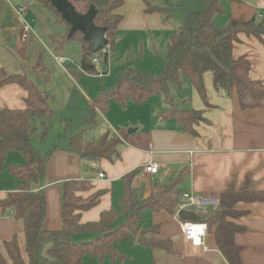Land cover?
<instances>
[{
	"label": "crops",
	"instance_id": "obj_1",
	"mask_svg": "<svg viewBox=\"0 0 264 264\" xmlns=\"http://www.w3.org/2000/svg\"><path fill=\"white\" fill-rule=\"evenodd\" d=\"M160 1L163 2V5L160 4ZM227 1L228 5L226 7L221 2L224 10L222 15L228 13L226 23H222L221 27H225L232 19L264 21V0ZM123 2V7L118 10L123 15V20L118 26L116 45L120 36L158 29L176 31L182 26L179 24L177 28H174L170 25L176 11L167 0H123ZM148 4L154 7H172L175 12L172 13L168 21H165V16L161 13L148 14L145 12ZM30 6H32V10L26 7L25 12H27L26 15L32 23L35 24V19H44V23L41 25L42 30H38V35L42 40L49 38V41L46 40L49 43L48 50L52 53L60 51L63 55H68L66 48L69 41L61 50L57 49L51 42L53 36L60 38L66 35L70 29L68 25L62 23L53 11L43 6L38 0L37 4L31 3ZM199 6L197 4L195 8L199 10ZM18 8L14 7L10 10L14 18L13 24L8 21L7 26H5L0 21L2 26L0 44L14 59L16 66L11 70H7L1 64L0 67L4 68L8 74L25 72L34 83L35 79L31 77L29 70L35 71L36 60L40 52L43 54V50L38 48V53L33 55L36 48L34 45L37 46V44H34L33 33L35 35L37 32L33 29V24L31 26L30 23H27L28 19L24 15L22 17L17 15L16 10ZM34 16L36 18H33ZM24 24L29 25L31 29L27 42L21 41ZM239 37L241 42L234 44V57L239 58L246 55L251 63V79L264 82V44L257 38L248 37L245 34ZM53 56L68 77V80L62 81L64 89L60 93L63 98L66 97L69 103L77 99L78 102L88 108V111L87 113L84 111V114H74L72 108L67 115H56L59 121H56L53 127L54 131L55 128L57 129L56 132L60 131L61 126L57 125V122L62 127L63 124L70 123L71 127L64 135L59 134L57 136L59 137L58 148L48 160L45 178L40 186H33L34 190L45 192L47 215L44 228L50 231H58L63 226L61 205L63 188L67 181L72 179H90L92 181L93 188L90 191L77 193L83 199L97 192H103L97 206L81 214V224L87 225L98 223L101 220L102 212L119 209L118 202L123 197L125 190L124 179L127 175H130V172L138 170L139 173L134 177L132 186L137 190L141 200H145L154 192V189H152L153 184L157 185L155 191H159L162 187H172L183 194L182 201L174 214L170 215L164 211L160 213L149 211L153 216L162 215L156 217L158 222L153 226H159L160 239L170 240L173 251L169 252L165 249L143 246L138 242L139 235L132 236V239L126 241H132L130 243L132 249L130 250L140 255L141 261L138 263L230 264L216 246L215 236L212 234H208L206 237L205 246L207 250L205 252H188L184 240L180 238L179 221L175 215L182 202H184V195L186 194L217 200L218 204L215 206L208 205L201 209H190L197 215L196 212L205 213L208 210L217 209L221 203V194L229 189L264 192V108L242 110L236 91L231 94V97L218 92L214 87L211 73L204 75L206 95L211 105V107H207L203 99H200L196 89L186 78V83L181 79L183 85L178 86L181 89L185 88L188 93L187 96L179 94L176 97L173 95L176 103L179 107L203 111L207 120L195 126L198 134L193 136L185 133L176 119L162 117L161 112L169 109L162 94L147 99L143 102V104L147 103L143 108H141L143 104L137 106L133 103H128L126 107H123L113 99L108 110L102 112L100 106L95 102L101 92L98 90L100 93H98L97 98H94L95 95L90 97L88 90L84 88L88 86H81V81L76 82L75 80L76 78L80 79L78 71L82 58L80 57L79 64L74 68L73 66L76 63L71 60L62 63L57 58H63L65 61V57L57 54H53ZM31 57L35 59L33 63H31ZM108 61L104 63L108 64ZM53 71H55V68H53ZM55 72L61 75L59 70ZM46 82L51 84L53 79ZM52 86L53 84L50 85V87ZM44 92L47 94L46 91ZM47 96L55 112L57 108L48 94ZM26 97V90L17 84L0 87V110L25 109L26 103L24 101ZM87 115L94 116L95 122L92 123L93 125L86 124L85 117ZM54 119L55 117L51 125ZM106 132H110L113 136L116 135L122 140L119 146L120 156L118 158L114 160L82 158L79 154L70 150L71 136L81 135L84 141L94 142L99 140ZM49 134L41 141L34 139L32 142L33 147L42 154L49 153L56 144L55 142L51 149L47 147L51 144L50 142H54L49 138ZM13 153L15 151H11L6 155L5 161H8V165H25L23 155L20 152L18 153L21 156ZM150 162H160L162 164L158 173H144L145 166ZM100 173H103L105 177L100 178ZM1 174L2 172H0V200L4 199L8 193H12L8 191H16L19 188V181L15 177L18 182L17 186L14 185V182L9 183L8 181L7 185L3 183L1 178H4V175ZM5 179L7 180V178ZM234 209L240 212V216L235 219L229 218L228 221L239 225L243 229L235 236V242L241 248L240 257L243 264H264V202H238ZM180 221L185 222L181 218ZM142 223L139 232L152 227H145ZM23 234L24 224L14 218L13 211H0V242L11 240L14 235L20 236L21 241H24ZM97 236L98 234L95 233H77L74 237L83 240L78 242H88L94 240ZM119 244L121 245V242ZM119 244H117V249ZM123 251L131 255L129 249L123 248ZM124 256L125 259L119 261H126L129 257ZM103 260L100 261L103 262Z\"/></svg>",
	"mask_w": 264,
	"mask_h": 264
},
{
	"label": "trees",
	"instance_id": "obj_2",
	"mask_svg": "<svg viewBox=\"0 0 264 264\" xmlns=\"http://www.w3.org/2000/svg\"><path fill=\"white\" fill-rule=\"evenodd\" d=\"M38 1L53 11L62 23L71 27L51 3L46 0ZM68 1L80 14H87L90 8L94 7L97 13L95 25L108 29V51L114 50L118 26L123 20V15L118 12L123 7V0ZM239 1L241 0H230ZM200 2L202 8L198 12L190 13L185 24L171 34L163 71L157 76L134 69L122 73L115 87L102 91L95 100L102 112L108 110L113 99L123 107L128 103L140 106L147 99L162 94L169 108L161 112L162 117L176 119L185 133L196 136L198 133L195 126L207 121L204 113L193 108L179 107L171 93L170 84L182 86L181 76H184L206 106L211 107L204 84L206 73L213 75V84L218 92L231 97L236 91L242 110L264 108V82L251 79V63L246 55L235 58L233 54L234 44L241 42L240 35L257 38L264 44V21L232 19L227 26L218 27L215 25L214 17L224 13L221 0ZM145 12L161 13L165 16V21H168L175 11L172 7H154L148 4ZM1 28L0 25V31ZM70 30L71 28L60 38L53 36L52 44L61 50L68 41L78 40L82 44V59L79 64L81 71L97 76V68L92 63L93 55L83 33L76 32L70 37ZM108 58L106 55L104 62H107ZM34 70L46 81H50L51 73L43 59H38ZM10 84H17L26 90L27 97L24 101L26 107L22 110H0V170L3 169L6 155L11 151L20 152L26 163L23 166L15 164L8 166V173L19 181V188L0 200V211H13L14 218L24 224V241L17 235L11 240L1 241L0 264H84V258L88 255L101 261L108 257L115 264L118 260L125 259L117 249V244L138 235V242L141 245L172 252L171 241L160 239L159 226H152L139 232L140 224L146 219V211L174 214L183 194L172 187H162L155 191L157 185L153 184L154 192L145 200H141L137 190L132 186L138 170L130 172L124 179L125 190L118 202L119 209L104 211L98 223L87 225L81 224V214L97 206L103 192L83 199L77 193L90 191L93 188L92 181L90 179L67 181L64 184L61 205L63 226L58 231L44 228L47 215L45 192L34 190L33 186L42 184L48 160L58 148V143L49 153L42 154L33 147L32 142L34 139L41 141L48 135L55 114L47 94L37 88L25 72L8 74L0 67V87ZM85 122L92 124L95 122L94 116L87 115ZM121 142L120 137L106 132L94 142L84 141L81 135L71 136L69 146L71 151L82 158L114 160L120 156ZM220 202L217 209L205 213L196 212L197 216L199 221L207 223L208 233L215 236L216 246L226 260L230 264H243L240 257L241 248L235 242L236 234L243 229L228 219L240 216V212L234 209L238 202H264V192L229 189L221 194ZM77 233H95L98 236L88 242H78L74 240Z\"/></svg>",
	"mask_w": 264,
	"mask_h": 264
},
{
	"label": "rangeland",
	"instance_id": "obj_3",
	"mask_svg": "<svg viewBox=\"0 0 264 264\" xmlns=\"http://www.w3.org/2000/svg\"><path fill=\"white\" fill-rule=\"evenodd\" d=\"M168 3L175 9L176 13L173 15L172 20L170 22L171 26H174V28H177L179 24L182 26L185 24V22L188 19V16L192 12H198L201 8V2L200 0H167ZM221 2L224 4L226 7L228 5L227 0H221ZM31 3H36L37 0H0V21L3 25L7 26L8 21L13 24L14 23V18L12 16V13H10V10H12L14 7L18 8L19 7H27V9L32 10ZM160 4L163 5V2L160 1ZM199 6V10H197L196 5ZM34 5V4H33ZM27 12H24L22 15L26 19H28V16L26 15ZM37 17V15H36ZM35 16L33 18H36ZM228 18V13H225L224 15L222 14H217L214 17L215 20V25L218 27L222 26V23H226V19ZM224 20V22H223ZM27 23H30L31 26L33 24V29L37 32V34L33 33V37L35 38L34 44H37V46L34 45L35 48V53L33 55H36L38 53V48H41L43 50V54L40 52L39 57L43 59L44 64L46 68L52 73V78L53 82L51 84H48L50 82H46L44 77L40 74H37L33 70H29L31 77L35 79L34 84L37 86V88H40L43 91H46L49 97L51 98L52 103L55 104L57 110L54 112V121L52 125L50 126V131H49V138H51L50 142L47 147L51 149L52 145L59 142V134L64 135L67 130H70V123L63 124V127L59 122H57V125H60V131L61 133L56 132L53 129V127L56 124V121H59L56 115L58 116H63L67 115L71 112V109L73 108L74 114H84L87 113L88 108L85 107V105L81 104L78 102V100H72V103H69L67 98L62 96L60 92H62L63 85L62 81L68 80V77L64 72L62 71V68L60 65L55 61L53 58V54H57L61 57H65L66 60H71L73 63H76L73 67L76 68L77 64L80 62V57H81V49H82V44L78 40H73L69 41L68 46L66 48L67 54L68 55H63L60 53V51H57L55 53H52L49 51V41L48 37L45 38V40H42L40 36L38 35V30L41 29V25L44 23L43 18H39V20L35 19V24L32 23L30 19L27 20ZM38 24V28H37ZM228 24H226L227 26ZM224 27V26H223ZM175 32L172 29H158L156 31H146V32H141V33H133L130 35L126 36H120L118 37V43L116 45L115 50L108 51V57L109 61L108 64L104 63V59L101 65V69H104L107 74L104 77L101 76H96L95 74H86L85 72H82L81 69H79V74H80V79H75L77 81H81V86H88L84 87L88 90L89 96L94 98H97L98 93L104 91V90H111L113 89V86L115 85V81L117 78H119L120 74L126 73L129 68L134 69L135 71L138 72H147L151 75L157 76L160 74L163 70V67L165 65L166 59L168 57L167 52H168V44H169V39L171 34ZM47 40V41H46ZM33 53V52H32ZM67 56V57H66ZM37 58V60H38ZM31 63L35 61L33 57L30 58ZM36 60V62H37ZM0 64L5 66L7 70L13 69V67L16 66V62L14 59L10 57V55L7 53L6 49L0 44ZM35 64V63H34ZM30 67V65H29ZM53 68H55V71H58L61 73L57 74L55 71H53ZM21 69V68H20ZM77 71V70H76ZM28 75V74H27ZM181 79L185 82L184 76H181ZM186 83V82H185ZM50 87V85H52ZM65 84V82H64ZM171 85V92L174 96H179V94L187 96V91L185 88H179V86L176 83H172ZM50 87V88H48ZM115 87V86H114ZM100 92H99V91ZM98 91V92H97ZM97 92V93H96ZM66 94H68L66 92ZM77 101V102H76ZM149 103V102H148ZM151 103V102H150ZM69 104H71L69 106ZM147 103L143 104L141 108H143ZM75 107V108H74ZM120 107V106H119ZM137 109V107H135ZM138 110V109H137ZM63 118V117H62ZM93 125V124H92ZM97 127V126H93ZM59 129V128H58ZM94 129V128H93ZM54 139V140H53ZM49 140V139H48ZM48 142V141H47ZM17 156H21L20 153L15 151ZM22 158V157H20ZM10 159V158H9ZM8 161H5V165L3 166V169L0 170L2 172L1 175H4V178H1L4 184L8 185L9 183H13L14 185L17 186L18 182L14 177L11 178L8 173ZM7 178V180L5 179ZM8 181V182H7ZM7 192V191H5ZM12 192V191H8ZM14 192V191H13ZM162 216V215H161ZM151 214L149 211H146L145 214V221L142 223L145 227L146 226H153L158 222L156 220V217H161ZM161 219V218H160ZM159 219V221H160ZM75 241H83L79 240L76 237H74ZM132 241H122L121 245H118V249L121 250L122 254L127 255L128 259L126 261H119L116 262V264H139L138 262L140 260V255L133 253L130 249H132ZM123 248H126V250L129 249L131 251V255H128L124 253ZM133 253V254H132ZM84 264H114L111 262V260L107 257L101 262L100 260L93 258L92 256H85L84 258Z\"/></svg>",
	"mask_w": 264,
	"mask_h": 264
},
{
	"label": "built area",
	"instance_id": "obj_4",
	"mask_svg": "<svg viewBox=\"0 0 264 264\" xmlns=\"http://www.w3.org/2000/svg\"><path fill=\"white\" fill-rule=\"evenodd\" d=\"M16 11H17V15L22 17V14L26 11V7H22V8L19 7ZM22 29L24 30V32L21 35V41L27 42L28 37H29V32L31 31V29L29 25L27 24H24ZM108 49L97 53V55L92 56V63L97 68L98 75L101 77H104L107 74V72H105L104 69H101L100 66L102 65V62L105 56L109 54ZM57 60H60V62L62 63L63 62L65 63L67 61V60L64 61L63 58L62 59L57 58ZM86 74H89V73H86ZM161 165L162 164L160 162L159 163L150 162L149 164L145 166L144 173L146 174L158 173L159 169L161 168ZM99 175H100V178L105 177L103 173H100ZM217 204L218 202L215 199H210L206 197L204 198L197 197L193 194L184 195V202H182L175 217L179 221V228L181 232L180 238L184 240V243L186 244L188 252H205L207 250V247L205 246V240L209 234L208 225L206 222H202V221H199V222L198 221L197 222L180 221L179 212L181 210L190 211V209H194V208L201 209L208 205L215 206Z\"/></svg>",
	"mask_w": 264,
	"mask_h": 264
},
{
	"label": "water",
	"instance_id": "obj_5",
	"mask_svg": "<svg viewBox=\"0 0 264 264\" xmlns=\"http://www.w3.org/2000/svg\"><path fill=\"white\" fill-rule=\"evenodd\" d=\"M46 1L51 3L57 12L62 15L63 20L71 25L70 37L76 32L83 33L84 40L89 44L91 55H97V53L108 49V29L95 25L94 20L97 13L94 7H91L87 14H80L68 0ZM179 217L185 221H199V217L193 211L181 210Z\"/></svg>",
	"mask_w": 264,
	"mask_h": 264
}]
</instances>
